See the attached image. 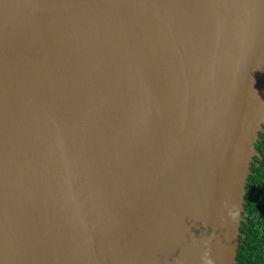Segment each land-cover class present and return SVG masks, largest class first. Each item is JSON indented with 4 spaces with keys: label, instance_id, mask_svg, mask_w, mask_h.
<instances>
[{
    "label": "water",
    "instance_id": "water-1",
    "mask_svg": "<svg viewBox=\"0 0 264 264\" xmlns=\"http://www.w3.org/2000/svg\"><path fill=\"white\" fill-rule=\"evenodd\" d=\"M264 134V0H0V264H237Z\"/></svg>",
    "mask_w": 264,
    "mask_h": 264
},
{
    "label": "trees",
    "instance_id": "trees-1",
    "mask_svg": "<svg viewBox=\"0 0 264 264\" xmlns=\"http://www.w3.org/2000/svg\"><path fill=\"white\" fill-rule=\"evenodd\" d=\"M256 149L260 157L254 159L247 179L237 264H264V134Z\"/></svg>",
    "mask_w": 264,
    "mask_h": 264
}]
</instances>
